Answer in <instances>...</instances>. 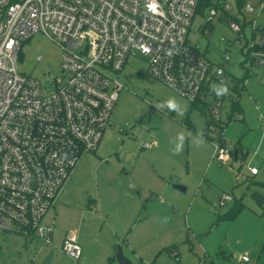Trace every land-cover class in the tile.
I'll list each match as a JSON object with an SVG mask.
<instances>
[{"label": "rangeland", "instance_id": "374dc122", "mask_svg": "<svg viewBox=\"0 0 264 264\" xmlns=\"http://www.w3.org/2000/svg\"><path fill=\"white\" fill-rule=\"evenodd\" d=\"M240 1L213 0V4L230 6L229 13L243 20ZM207 11L194 17L188 42L199 44L201 53L212 63L203 95L206 102L216 96L214 87L228 88L215 100V104L222 101L218 113L213 114V105L205 112L191 107L189 99L148 74L144 57H131L121 72L124 87L111 115L113 127L104 132L97 152L81 156L76 167L81 174L74 180V188L67 198L61 191L44 217V224L54 221L51 242L46 244L42 238L27 236L18 229L0 233V264H42L50 253L52 264H88L62 249L64 236L82 228L94 239H101L108 229L124 232L115 244L135 264H264V66L247 59L245 46L246 40L260 44V35L253 38L248 25L243 27L245 37L234 32L228 16L208 23ZM251 15L264 27V10L258 8ZM18 58L19 70L49 90L54 87L52 82L65 79L60 68L62 50L43 33L24 42ZM219 66L225 67V73L214 78L212 73ZM236 81L245 88L239 97L241 111L233 113L228 95L237 98ZM170 98L178 102L180 112L162 107ZM153 116L160 120L157 128L151 127ZM212 118L224 125L222 138L231 153L229 161L213 157V141L219 132L207 129ZM205 128L212 142L200 136ZM181 133L185 137L182 150L174 153L176 137ZM146 142H156L155 152H149L152 147L143 148ZM253 168L256 174L251 173ZM155 173L159 178L150 185ZM130 174L140 187L158 188L154 189L157 197L140 211L144 218L138 223L118 225L111 219L103 220L99 208L92 210L90 204H94L97 193L101 194L99 203H103L112 201V189L127 191ZM175 185L185 187V191ZM224 194L231 200L220 205ZM124 199L133 203L135 194ZM87 211L97 219L82 224L85 213L89 218ZM125 234H129L127 239ZM169 247H174L177 257ZM243 256L249 261L244 262ZM107 260L103 255L102 262ZM111 260V264H118L115 257Z\"/></svg>", "mask_w": 264, "mask_h": 264}, {"label": "built area", "instance_id": "2783aa9c", "mask_svg": "<svg viewBox=\"0 0 264 264\" xmlns=\"http://www.w3.org/2000/svg\"><path fill=\"white\" fill-rule=\"evenodd\" d=\"M207 1L156 0L153 13L147 7L150 0H0V233L18 229L51 242L54 227L44 224V217L81 156L98 150L124 87L121 72L131 57H144L148 74L172 91L191 102L199 97L212 63L199 44L188 42V35ZM258 8L264 10V0L243 6L246 13ZM231 9L214 4L203 13L208 10V23L228 16L229 27L244 37L246 22L264 47V32L256 21L236 20ZM37 33L62 50L65 79L52 82V90L19 70L21 46ZM255 45L254 40L245 42L250 57L264 66V49ZM224 73L225 67H217L216 76ZM221 105L213 104V114ZM213 146L214 159L230 160L221 138ZM229 200L224 194L219 203ZM62 249L80 258L74 232L65 236ZM242 260L249 261L247 256Z\"/></svg>", "mask_w": 264, "mask_h": 264}, {"label": "crops", "instance_id": "0c3cea01", "mask_svg": "<svg viewBox=\"0 0 264 264\" xmlns=\"http://www.w3.org/2000/svg\"><path fill=\"white\" fill-rule=\"evenodd\" d=\"M258 1H260V0H258ZM254 5H256V4H254ZM242 9H243V7H242ZM243 13H244L243 18H245L246 21L251 22L252 20H255L254 17L251 15L252 13H246L244 11V9H243ZM252 17H253V19H252ZM256 23L258 25V22H256ZM258 26L264 32V27L261 25H258ZM244 86H245V84H244ZM110 127H113L112 123H111ZM150 143H151V145L149 147L146 148L143 146V148L148 149V148L152 147L151 151H149V152H155L154 149H156L157 147L155 148L153 146H156V142H150ZM235 159H236V157H235ZM78 165H79V163H78ZM75 168L71 174V178L64 185V188L62 190V192H64V195H63L64 198H67V196L69 195V192H71L70 190H72L74 188L73 187L75 185L74 180L77 178L79 173L81 174V171H79V170L76 171L77 168L76 169ZM157 178H159V175L157 173H155V175H153L151 178L150 185H155ZM129 179H130L129 180L130 182L128 184L129 186H128L127 191H125L123 189L119 190L118 188H114L109 192L110 196L113 197L112 201H110V199L107 198L108 200L106 202L99 203L98 200H99L101 194L100 193L96 194L97 199L94 201V204H90V207L92 210L99 208V210L101 211L100 215L101 216L103 215V217H104L103 220L111 219L112 221H114L118 225H124L127 223L130 225L134 221H135V223H138L141 220H143L144 217H143V214L140 213V211H142L146 208L148 201H154L155 200V198L157 196H155V190L154 189H158V188H155L153 186L147 187V185H143V184H141V187H140L136 183L137 181H135L133 179V174L129 175ZM119 194L122 195V199L118 196ZM133 194H135V201L133 203L127 202L124 199V196H126V195L132 196ZM149 194H151V195H149ZM131 204H134V207H132ZM85 212H86V210H85ZM87 213H90V211L89 212L87 211ZM92 217H93V219H92ZM94 217H97V216H94V213L92 211L89 214V218H88V215L86 216V213H85V220H83L82 224H84V223L88 224V223L94 222V220L97 219ZM53 222L54 221H51L47 224H51L54 227L55 225ZM54 230L55 229H53V233H54ZM82 230H83V228H82ZM82 230H81V232H79V231L76 232V230H74L75 235L77 233L76 237H77V240H78V242L81 246V249H82L81 256L79 259L83 258L84 261L88 264H107V263L111 264L113 260L110 261V259L112 257L116 256L115 251L117 250V246H116L115 242L116 243L120 242L119 241L120 237H122L124 235V232H120V230H118V228H115L112 231H111V229H108V233L105 236H103L101 239H94V236L91 235L90 233H88L87 230H85V232H82ZM60 231L62 233V228H60ZM65 236H64V238H65ZM125 236L127 239L129 237V234H125ZM64 238H63V240H64ZM63 240H62V244H63ZM103 255L108 256L107 263L102 262Z\"/></svg>", "mask_w": 264, "mask_h": 264}, {"label": "trees", "instance_id": "16d2710c", "mask_svg": "<svg viewBox=\"0 0 264 264\" xmlns=\"http://www.w3.org/2000/svg\"><path fill=\"white\" fill-rule=\"evenodd\" d=\"M240 2H241V3H240V5H239V7H243V6L246 4L247 1L245 2L244 0H241ZM211 5H214V4H213V1H212V0H208V1L206 2V4H204V5L201 7L200 11L203 12L206 8L210 7ZM235 19H236V20H239L238 17H235ZM244 20H246V19L244 18ZM245 25H246V22H245L244 26H245ZM244 26H243V27H244ZM256 34H257V33H253V38L255 37ZM255 48H256L257 50H262V49H264V47L261 46L260 44H256V45H255ZM246 56H247V59L250 58V60L252 61V64H253L254 61H255V58L250 57V55H249V51H248V54H247ZM212 75H213L214 78H216V74H215V73H212ZM223 83H226V80L223 81ZM241 83H242V82H238V81H236V83H235V85H234V89L237 91V98H235V97L232 98V95H228V96L230 97V99L232 100V106H233V110H232V112H233V113L238 112V111H241V106H240V102H239V97H240V93H241V91H242V90L244 89V87H245L244 84H243V83L241 84ZM206 88H207V83L204 85V87H203V89H202V93L199 95V97H198L194 102H192V104H191V107L198 108V109H199L200 111H202V112H205L206 110L211 111V106H212L213 104H215V100L218 99V97L215 96L214 99H213L210 103L206 102L207 100L203 98V95H205V93H206V92H205ZM233 113H231V114H233ZM209 124H210V125H208L207 129H208L211 125H213V124H214L215 126L218 127V132H219V136H218V138H221V139L223 140V142H224L225 140L222 138V134H223V130H224V125L221 124V122H219V121H218V122L215 121L214 118H212V119L210 120ZM205 130H206V128L200 133V136L203 137V138H205V139H207L209 142H212V139H211L210 137H208V133H207ZM224 143H225V142H224ZM235 211H238V208L235 209L233 212H231V214H232V213H235ZM173 248H174V247H169L168 250H172ZM177 262L179 263L180 261L177 260Z\"/></svg>", "mask_w": 264, "mask_h": 264}, {"label": "clouds", "instance_id": "9594fccd", "mask_svg": "<svg viewBox=\"0 0 264 264\" xmlns=\"http://www.w3.org/2000/svg\"><path fill=\"white\" fill-rule=\"evenodd\" d=\"M147 7H148V10L150 12H153V13L157 12V10H158L156 0H150ZM213 91H214L216 96H221V95H224L225 93L228 92V88L224 85H221L219 87H214ZM162 107H167L169 110H173V111H177V112L181 111L180 105L178 104V102L174 98H170L169 100H167L165 102V104L162 105ZM184 140H185V137L182 133L177 135L175 147H174V149H172V151L174 153H179L182 150ZM200 142H202V141H197V143H200Z\"/></svg>", "mask_w": 264, "mask_h": 264}, {"label": "water", "instance_id": "95a60500", "mask_svg": "<svg viewBox=\"0 0 264 264\" xmlns=\"http://www.w3.org/2000/svg\"><path fill=\"white\" fill-rule=\"evenodd\" d=\"M159 118L156 117V116H153V119H152V125L151 127L153 128H157L158 125H159ZM237 154H238V151L236 150L235 151V157H237ZM176 189H179L181 191H185V187L183 186H180V185H175L174 186ZM52 256L53 254H49L42 262V264H52ZM116 261L118 264H135L130 258H128L124 252H123V249L120 245H118L117 247V252H116Z\"/></svg>", "mask_w": 264, "mask_h": 264}]
</instances>
